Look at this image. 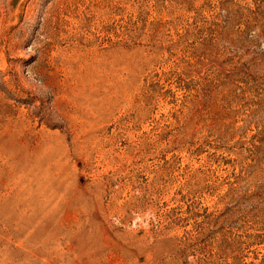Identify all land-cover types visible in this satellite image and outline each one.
<instances>
[{
	"label": "rangeland",
	"instance_id": "obj_1",
	"mask_svg": "<svg viewBox=\"0 0 264 264\" xmlns=\"http://www.w3.org/2000/svg\"><path fill=\"white\" fill-rule=\"evenodd\" d=\"M0 264H264V0H0Z\"/></svg>",
	"mask_w": 264,
	"mask_h": 264
}]
</instances>
